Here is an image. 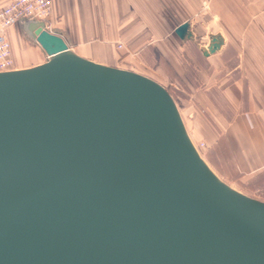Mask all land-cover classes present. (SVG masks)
I'll use <instances>...</instances> for the list:
<instances>
[{
	"label": "water",
	"instance_id": "95a60500",
	"mask_svg": "<svg viewBox=\"0 0 264 264\" xmlns=\"http://www.w3.org/2000/svg\"><path fill=\"white\" fill-rule=\"evenodd\" d=\"M28 25L48 60L0 72V264H264V200L213 170L168 89Z\"/></svg>",
	"mask_w": 264,
	"mask_h": 264
},
{
	"label": "crops",
	"instance_id": "0c3cea01",
	"mask_svg": "<svg viewBox=\"0 0 264 264\" xmlns=\"http://www.w3.org/2000/svg\"><path fill=\"white\" fill-rule=\"evenodd\" d=\"M29 22L7 30L15 69L48 60ZM186 22L190 39L176 33ZM46 26L78 55L181 82L190 91L186 126L204 142L203 157L264 200V0H55ZM216 35L221 48L205 55Z\"/></svg>",
	"mask_w": 264,
	"mask_h": 264
},
{
	"label": "built area",
	"instance_id": "2783aa9c",
	"mask_svg": "<svg viewBox=\"0 0 264 264\" xmlns=\"http://www.w3.org/2000/svg\"><path fill=\"white\" fill-rule=\"evenodd\" d=\"M54 1L10 0L0 8V72L15 69V61L12 56L7 30L22 22L39 21L46 23ZM119 47H123V45L120 44ZM196 146L199 148L198 145ZM201 146L203 147L204 143Z\"/></svg>",
	"mask_w": 264,
	"mask_h": 264
},
{
	"label": "rangeland",
	"instance_id": "374dc122",
	"mask_svg": "<svg viewBox=\"0 0 264 264\" xmlns=\"http://www.w3.org/2000/svg\"><path fill=\"white\" fill-rule=\"evenodd\" d=\"M147 72L149 73V71H147ZM154 76H157V75L154 74ZM159 80L163 84V86H165L168 89V91L172 94V96L174 97V99L177 102L178 107L182 113V116H183V119H184L186 125L189 124L190 119H189V115L187 113V109L189 107L188 102H190V96L188 95L190 93L189 89L184 87L181 82L171 83L170 81L166 80L165 78H160ZM194 142L196 143V145L199 146V148H200V149L198 148L199 151L202 152L201 144L204 142L199 140V139H195V138H194Z\"/></svg>",
	"mask_w": 264,
	"mask_h": 264
}]
</instances>
